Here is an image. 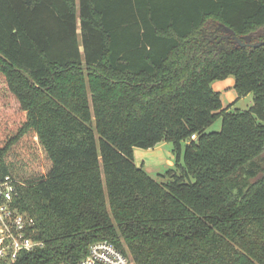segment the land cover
Listing matches in <instances>:
<instances>
[{
    "label": "trees",
    "instance_id": "1",
    "mask_svg": "<svg viewBox=\"0 0 264 264\" xmlns=\"http://www.w3.org/2000/svg\"><path fill=\"white\" fill-rule=\"evenodd\" d=\"M233 34L264 41V0H0V176L43 242L0 264L101 239L134 264H264V44ZM228 76L247 109L221 105ZM161 141L159 183L133 149Z\"/></svg>",
    "mask_w": 264,
    "mask_h": 264
},
{
    "label": "built area",
    "instance_id": "2",
    "mask_svg": "<svg viewBox=\"0 0 264 264\" xmlns=\"http://www.w3.org/2000/svg\"><path fill=\"white\" fill-rule=\"evenodd\" d=\"M191 138H195L193 134ZM16 181L8 175L0 176V260L13 263L24 253L41 247L36 238L34 220L19 211L12 203ZM62 264V263H50ZM75 264H134L114 243L101 239L89 244L86 254Z\"/></svg>",
    "mask_w": 264,
    "mask_h": 264
},
{
    "label": "rangeland",
    "instance_id": "3",
    "mask_svg": "<svg viewBox=\"0 0 264 264\" xmlns=\"http://www.w3.org/2000/svg\"><path fill=\"white\" fill-rule=\"evenodd\" d=\"M226 81L219 82L217 80L211 83L214 90L219 91L220 101L223 107L231 106V109H247L253 102L251 93L238 96L233 82L232 76H228ZM4 76L0 74V88L4 94H9L4 82ZM6 96V95H5ZM221 128V118H217L206 131H218ZM184 147V145H183ZM173 144L170 141H161L152 148H134V162L141 165L149 176L159 183L166 182L170 178L164 176L166 171L174 167L175 155L173 154ZM182 153L180 162L182 163ZM169 160L172 165L169 164ZM178 172V171H177Z\"/></svg>",
    "mask_w": 264,
    "mask_h": 264
},
{
    "label": "water",
    "instance_id": "4",
    "mask_svg": "<svg viewBox=\"0 0 264 264\" xmlns=\"http://www.w3.org/2000/svg\"><path fill=\"white\" fill-rule=\"evenodd\" d=\"M224 37L228 38L229 35H226ZM232 38L241 46L257 47V46H260V45L264 44V41H259V42H256V43H250V42H247V41H243L240 38H238L235 34L232 35Z\"/></svg>",
    "mask_w": 264,
    "mask_h": 264
},
{
    "label": "crops",
    "instance_id": "5",
    "mask_svg": "<svg viewBox=\"0 0 264 264\" xmlns=\"http://www.w3.org/2000/svg\"><path fill=\"white\" fill-rule=\"evenodd\" d=\"M227 79H228V78H225V79H223V80H217V81L222 82V81H226ZM233 84H234V82H233ZM133 156H134V149H133ZM169 164L172 165V163H171L170 160H169Z\"/></svg>",
    "mask_w": 264,
    "mask_h": 264
}]
</instances>
